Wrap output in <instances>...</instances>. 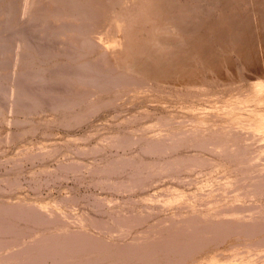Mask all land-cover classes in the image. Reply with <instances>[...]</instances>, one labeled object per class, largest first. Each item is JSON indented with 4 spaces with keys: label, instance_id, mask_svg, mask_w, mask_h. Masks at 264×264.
<instances>
[{
    "label": "bare ground",
    "instance_id": "obj_1",
    "mask_svg": "<svg viewBox=\"0 0 264 264\" xmlns=\"http://www.w3.org/2000/svg\"><path fill=\"white\" fill-rule=\"evenodd\" d=\"M203 1L0 0V96L5 100L7 81H15L12 95L17 113L32 112L38 105L60 108V120L69 126L85 123L89 114L94 116L111 103L122 106L145 99L153 104L141 106L139 115L132 112L121 119L123 125L134 124L133 129L107 136L108 149L130 151V156L117 152L103 163L96 182L117 192L134 191V202H125L130 209L124 203L119 208L123 201L117 202L118 197L113 205L112 198H99L94 202L98 213L79 214L77 223L70 217L61 220L58 214L44 216L38 208L50 205L47 198H36L31 209L22 201L2 202L0 264H264V74L251 80L230 79L231 90H215L211 78L199 81V74L189 67L192 58L213 55L221 42H229L239 56L251 58L255 34L251 16L256 9L249 5L248 11H235L237 0H205L207 6ZM257 8L264 13V0ZM25 13L26 22L20 19ZM106 21L109 28L100 30L99 24ZM10 64L17 67L15 72ZM183 74L191 75L188 84L171 85L169 78ZM171 100L189 104L190 109L174 116L165 104L160 111V104ZM204 101L220 105L201 104ZM34 120L22 119L24 124ZM79 139H69L67 147ZM45 148L31 146L14 156L27 152L36 158ZM78 161L58 168L78 172L82 168ZM16 167L7 171L9 176H0L3 194L22 185ZM126 170L127 178L117 180ZM29 173L40 190L38 173ZM46 173L53 180L55 172ZM171 179H176L175 186L170 187ZM153 184L169 188L148 196L144 189ZM75 196L71 203L80 201ZM137 200L144 203L141 212L134 209ZM171 205L177 206L173 215L158 217V223L129 237L146 224L150 212L157 215ZM37 216L40 224L34 222ZM116 232L129 238L113 242L110 238Z\"/></svg>",
    "mask_w": 264,
    "mask_h": 264
},
{
    "label": "rangeland",
    "instance_id": "obj_2",
    "mask_svg": "<svg viewBox=\"0 0 264 264\" xmlns=\"http://www.w3.org/2000/svg\"><path fill=\"white\" fill-rule=\"evenodd\" d=\"M237 1H239V4H238L239 6L236 4V2H235V4L233 6H235V7L238 6V8L237 9L235 7L232 8L235 11L236 10H240V11L244 12V11H246V9L248 11V9L251 8L249 5L255 6V9H256L253 12L251 11L253 13V16L255 17L254 18L253 16H251V23H252V28H253L252 31H254V33H255V34H253V40H254L253 45L250 47V48H252V56H251V58H249V56L247 58H245L242 55L239 56L238 49H237V51H235L236 49L231 48V46H229V42H221L217 46H215L216 49H214L215 52L213 53V55H212V52H210V54L208 53V55H206V57H203L202 59H200V58H198V59L197 58H192L191 62L189 64L190 69H192V70L194 69L193 71H195V72H197L199 74V77H196V78L199 79V81H204L205 79H208V77H209V79L211 78L213 80V82H212L213 85L210 84V82H206V83H207L208 86L212 85L215 90H219L221 88H222L221 90H226V91L231 90L230 89L231 84H229V83L232 81V79L238 80L239 77L243 76L244 78L249 77L248 79L251 80V78L252 77L255 78L256 75L260 74L261 76H263V74H264V61H262V60H264V51H262L264 49V37H263L264 36V13L259 11L260 9L257 8L258 4H259V0H257L256 3H254V2L252 3L253 0H250V1L246 0L248 2H244L245 0H241L243 2H241L240 0H237ZM202 4H205L206 6L208 5V3L205 2V0L202 2ZM30 6L32 7L31 4H28L29 9H30ZM252 8H254V7H252ZM218 11L219 10L217 8L215 10L214 17L216 15L218 16V14H219ZM25 14H22V16H20L21 21H25L26 22V18H27L28 15L27 14L25 15ZM255 14H257L259 17L257 15H255ZM256 18H258L260 21L258 19L256 20ZM253 21H254L255 25H254ZM106 22H103L102 25L99 24L100 26L103 27V29H102V27H98V28L100 30H104L106 28H109V26H110L109 22L108 21H106ZM262 22H263V24H262ZM256 30H257L258 33H256ZM221 48H222V50H221ZM229 48H230V50H229ZM227 49L229 50V52H228ZM261 52H262V54H260ZM211 55H212V57H211ZM203 62H205V63H203ZM241 62H242V64H241ZM12 64H10L11 68H12L11 72H15V69H17V67L12 66ZM243 64H244V67H243ZM215 66L217 67V69L216 68L215 69L212 68V67H215ZM257 67L263 73L258 71ZM195 68L198 69V70H196ZM212 69L215 70V71H212ZM199 71H201L200 72L201 74L199 73ZM257 71L259 72L258 74L256 73ZM212 72H214V73H212ZM184 75L185 74L181 75L179 78H175L176 76L175 77H171L168 80H170L169 82H171V85L178 83V81H181L182 83L188 84L189 81L191 80V78H190L191 75H189V74H186L185 76ZM217 76H218V78H217ZM152 79H154V78H152ZM230 79H231V81H230ZM219 81H221V83ZM222 81L225 83V85L226 84L227 85L225 86L224 83H222ZM14 82L15 81L11 82L10 80L7 81V84L5 85V90H6L5 100L3 99L4 97L2 98L0 96V106H1L0 107V111H1V113H0V136H1V139H0V176H5V175L9 176L10 174L8 175V172L10 173L11 170H16L14 167L19 166L18 169H19V173L20 174L19 173L18 174H19V178L21 179L22 185L20 186L21 188L17 187L18 189L15 188V187H12V188H15V189H12L11 193H8V194L4 193L3 194L1 189H2V186L5 185V183L3 181H0V203H2V202L7 203V201H9L8 204L11 203L10 205H14L15 201H22V202H24V205L28 209L29 208L31 209L32 206L35 205L36 198H39V197L47 198L49 200L48 204H50L46 208L48 210H46V209L44 210L42 208H38L40 212H45L44 216L48 215L47 217L50 218L51 215H52L51 217H55L58 214L56 217H58L61 220H62V218L64 219V218H69L70 217L75 222L78 223V221L76 220L75 217H80L79 214H84V215L87 214V213H91V214H95L96 213L97 214L98 212H96L97 210L95 208L96 203H94V202H96V201L98 202V200H101L104 197L105 198L109 197V198L113 199V202L111 203V205L116 203V202H114V199L116 197H118L117 198V202H119V200L121 199L123 202L122 203L121 202L118 203V207H119V204L120 205H122L123 203L126 204L125 202H131V201L134 202V196H133L134 195V193H133L134 191L132 192L133 194L130 193V192L129 193L125 192V191H118L119 192L118 193L116 190L115 191L112 190V187H110L109 185L106 186V187L105 186L101 187V184L97 185L96 182H97V180H99V176H101L99 174V171H102L101 168L104 166L105 163H108L111 159L113 160V158L116 156L117 152L120 153V155L124 154L125 156L122 155L123 157L130 156V151L124 153L125 151L123 149H120V148H114V149L111 148L110 149V147H109V149H108L107 146H106L107 143H108L107 142L108 137L111 134H114V132H115V134L118 133L119 131L123 133L124 130L127 131L129 128H130L129 130L133 129L134 124L131 125L130 123H126V124H124L125 125L124 126L123 123H122L123 119L125 120V117H129L132 114V112H135L134 114H132L134 116L136 114L139 115L138 111L142 110L140 108L141 106L142 107H146V106L153 105V104L152 103H150V104L147 103V101L145 99L136 100L135 102H132V103L131 102H127L126 104H124L122 106L119 105V104L116 105L115 103H113V105H112V103H111L109 105L110 106L112 105L113 107L111 106V108H109L108 107L109 105H107L104 108H102L103 110L102 109L97 110V113L95 111L96 114H94V116H93V113H91L92 119H91V116L89 114V117L88 116L87 117L90 118V119L87 120V118H85V120H84L85 123L84 122L83 123L80 122V123H77L78 125L77 124H71V125L67 126V125H63L64 124L63 121L60 120L62 118H60L61 115L59 113H61L62 110H63V109H60V108L59 109H55V108H50V106L49 107L46 106L45 108H43L42 106L38 105V107H36V109L33 110L32 112H27L26 114L17 113V110L15 109V107H13L14 106L13 105L14 104V102H13L14 96L12 95V93H13V89L12 88H13V83ZM153 82H155V81H153ZM217 82H218L219 86L216 85L217 87H214V83H217ZM255 82H256V80H255ZM221 84H222V86H221ZM228 86H230V87H228ZM7 87H9V88H7ZM9 91H11V92H9ZM9 94H11V95L9 96ZM95 96L93 95V98H95ZM174 101L175 102H172V100H171L170 102H165V103L160 104V105H162L161 106L162 110H160V111H163L164 107L167 106V107H170L169 108L170 110L172 109L171 111L174 110L172 112L174 114V116H176V115L177 116H181L183 114V113H181L182 112L181 110H183L184 108L190 109L189 108V104L187 105V104L183 103L182 101L179 102L178 100L177 101L174 100ZM162 102H164V101H162ZM198 103L199 102H197V104ZM201 104H207V105H212V106H213V104L217 105V106L220 105V103L217 104L215 101H212L210 103H208V101H204ZM133 105H134V108H133ZM137 105L139 107H136ZM107 109H109V110H107ZM76 110H79V108H76ZM98 111H99V113H98ZM160 111H157L158 114H163L165 112L164 111L162 113ZM117 112L120 113V114H118ZM157 112H153L152 115L153 114H157ZM113 113H115V114L111 115ZM164 114H167V112H165ZM26 116L27 117L30 116L31 119H35L34 120L35 122H31L30 121L28 123L25 122V124H24L22 119L25 120L27 118ZM113 116H114V119H113ZM154 116L156 117V115H154ZM154 116H152V117L154 118ZM24 117H26V118H24ZM41 117L44 118V120H40ZM16 119H18L20 122H17ZM57 119H59V120H57ZM121 119H122V121H121ZM116 120H117V122H116ZM37 121H38V123H37ZM58 121H60V122L58 123ZM106 122H108V124ZM21 123H23V125H21ZM36 124H37V126H36ZM130 125L132 127H128ZM113 127H115V128L113 129ZM126 127H127V129H126ZM97 129H99V130H97ZM106 129L109 130V132ZM101 131H102V133H101ZM96 132L97 133L99 132L98 134H100V135H97ZM85 133H86V135H85ZM95 134H96V136H95ZM150 135H152V133H150ZM90 136H91V138H90ZM94 136H95L96 139L94 138ZM5 137H6V139H5ZM73 137L74 138L79 137L80 139H79V141L73 142V144H71L69 146L70 147L69 148V147H67L69 139H71ZM83 137H86V138H83ZM82 139H84V141L86 139L87 140L84 142V141H82ZM98 140L100 142L101 141L102 142L100 143ZM2 141H4V142H2ZM95 143H96V146L94 147ZM26 144H28V145H26ZM74 144H75V146H74ZM77 144H78V146H76ZM43 145H44V147L46 146L47 148H45V150L42 149V150L38 151V155L39 156L36 157V158H33V156H29V154L27 152H25V154L23 153V155H21V156H14L16 153H20L21 151L23 152V151L31 148V146L33 148H36L38 146H40V147L42 146L43 147ZM100 145H103V146H100ZM97 146H99V147L97 148ZM81 147H83V148H81ZM91 147H94L93 150H91ZM105 148H107L108 150L105 149ZM80 149H82V150L80 151ZM135 149L138 150V148H135ZM78 150L80 151V153L77 152ZM71 158H73V160L74 159L77 160V161L79 160L78 162H80L79 164L82 165V168H80L78 172H75V171L74 172L71 171L72 173L70 171H68V173L67 172H61V171H66V170H64V168H62V169L58 168V166L63 164V163H67V162L71 163V161H73V160H71ZM87 161L89 162L90 165L88 164ZM96 161H97V163H96ZM94 163H96V165ZM48 170L50 171V173H54L55 172L54 176L52 175L53 176V180L50 179L51 177H49L47 175L46 172ZM32 171L33 172L36 171L38 174L37 173H35V174L39 175V177L42 180L41 183H40V184H42L40 190L35 189V188H37L35 186H37L38 184H35L34 179L31 178L32 173H29V172H32ZM127 173H128V171L126 170V171H124L123 174H119L118 177L115 176L114 178H115V180H116V177H117V180H121L122 177H123V179H125V178H127L126 175L128 176ZM11 174H12L11 178H14L15 174H13V173H11ZM93 179H94L95 182L93 181ZM171 181H168V183L170 184V187L175 186L176 185V179H171ZM181 182L183 183V182H189V181L188 180H185V181L182 180ZM181 182H179V183H181ZM166 187L169 188L166 184H162L160 189H165ZM101 188H103V189H101ZM106 189H109V190H106ZM147 189L148 188L144 189V192L148 195V194H151V193L155 192L158 188H156V185L153 184V185H151L150 189H148V190ZM160 189H158V190H160ZM9 191H11V189ZM94 193H96V195H99V196L94 195ZM131 195H132V198H131ZM74 196L76 198L78 197L79 200H80L76 204L74 202L71 203V201H70V199L72 197H74ZM99 198H101V199H99ZM127 198H128V200L129 199L130 200L126 201ZM115 201H116V199H115ZM137 201L138 202L137 203L135 202V204H134V209L137 212H139V211L141 212L143 209H145V208L142 207V204H144V203L142 201H140V200H137ZM139 201H140V203H139ZM52 203H54V204H52ZM57 204L59 205V207H58ZM30 205H31V207H30ZM91 205H92V207H91ZM126 205H127L126 208L130 209L129 203L126 204ZM34 207H36V206H34ZM56 207H58V208H56ZM140 207H141V209H139ZM49 208H50V210H49ZM175 208H177V206L171 205L170 207H167L163 211L164 213L163 212L162 213H158L157 215L154 214L153 212H150V218H149V220L146 221V224H144L141 227L135 229L134 232H133L134 235L131 234L130 236L129 235L128 236L129 237H135L136 235L141 233V232L135 233L138 229L142 228L141 230H143V228L146 229L150 224L158 223V221L161 219V218L159 219L158 217L173 215V213H175L173 211L174 210L176 211ZM58 209H59V211H58ZM104 217H106V215ZM153 221H154V223H153ZM34 222L40 224L42 221H41V218L37 216L36 220ZM46 223H49V222L46 221ZM110 224H113V223H110ZM94 231H96L95 233H97L99 231V229L97 228ZM116 233L113 234L112 237L110 238V240L113 241V242H120L122 238L128 237V236L122 235L120 232H116Z\"/></svg>",
    "mask_w": 264,
    "mask_h": 264
}]
</instances>
